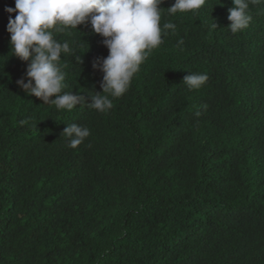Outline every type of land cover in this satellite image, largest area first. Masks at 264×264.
Masks as SVG:
<instances>
[{"label":"trees","instance_id":"1","mask_svg":"<svg viewBox=\"0 0 264 264\" xmlns=\"http://www.w3.org/2000/svg\"><path fill=\"white\" fill-rule=\"evenodd\" d=\"M174 3L160 8L175 34L102 114L17 86L27 63L10 54L14 0H0V264H264V4L233 34L232 0L169 15ZM78 29L55 34L83 60L62 57L63 91L91 103L108 50ZM189 72L209 79L190 91ZM72 123L90 130L77 149Z\"/></svg>","mask_w":264,"mask_h":264},{"label":"clouds","instance_id":"2","mask_svg":"<svg viewBox=\"0 0 264 264\" xmlns=\"http://www.w3.org/2000/svg\"><path fill=\"white\" fill-rule=\"evenodd\" d=\"M165 0H14L15 7H5L8 13L6 31L10 34V54L27 63L25 77L16 81L17 86L28 96H34L43 104L53 105L58 111H72L87 107L106 114L113 107V99L120 98L129 89L140 66L153 49L164 43L176 25L165 22L161 26V8ZM229 9V29L233 34L248 28L252 16L250 5L264 4V0H232ZM205 0H175L167 8L168 14L199 10ZM13 13L15 17L13 18ZM91 25L92 32L103 38L107 48L106 58H98L94 64L103 74L100 92H91V103H86L79 93L63 91L66 73L62 57L75 55L74 42L58 40L57 33L71 35L78 26ZM216 28V25H212ZM82 33V32H81ZM184 41H178L180 51ZM78 64L82 56L75 55ZM183 83L188 90H199L209 79L200 72H189ZM203 107H207L206 105ZM200 115L199 112L196 113ZM32 117L20 121L26 125ZM62 135L68 140L67 147L77 149L90 136L89 128L67 124Z\"/></svg>","mask_w":264,"mask_h":264}]
</instances>
